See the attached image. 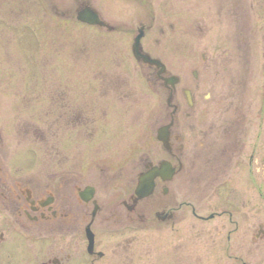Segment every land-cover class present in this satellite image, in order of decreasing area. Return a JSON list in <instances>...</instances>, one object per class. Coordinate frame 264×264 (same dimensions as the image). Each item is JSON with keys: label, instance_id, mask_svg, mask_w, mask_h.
I'll return each instance as SVG.
<instances>
[{"label": "flooded vegetation", "instance_id": "obj_1", "mask_svg": "<svg viewBox=\"0 0 264 264\" xmlns=\"http://www.w3.org/2000/svg\"><path fill=\"white\" fill-rule=\"evenodd\" d=\"M120 69L161 99L125 157L106 154L108 117L143 100ZM263 77L264 0H0V101L16 118L0 115V264H138V230L183 233L190 218L229 261L252 243L264 264ZM10 140L36 156L8 158Z\"/></svg>", "mask_w": 264, "mask_h": 264}, {"label": "rangeland", "instance_id": "obj_2", "mask_svg": "<svg viewBox=\"0 0 264 264\" xmlns=\"http://www.w3.org/2000/svg\"><path fill=\"white\" fill-rule=\"evenodd\" d=\"M97 54V53H96ZM108 62L110 61L111 55H107ZM99 59L93 61L98 62L101 58V54H98ZM131 60V56L128 57V60ZM118 62V61H116ZM100 69L90 70V84L92 88H97L98 81H93V79L98 78L100 75ZM118 77L125 79L131 85L126 88L128 93L132 95L135 94L133 89L139 88V95L142 97V105H139L138 108L132 106L134 103L131 101L128 102L124 99V102L117 103L118 107L114 108L117 111H121V117L115 118V115H109L108 128L117 131L119 128L120 133L116 135L117 139H110V136H106L107 147L106 154H115L119 157L130 156L132 154V149L134 147L133 137H142L144 130H149V122L152 120V114L159 106L161 99L155 95L152 96L146 91V86L143 84V79L141 73L135 69H120L118 70ZM88 76V77H89ZM264 78V77H263ZM8 82L2 85V79L0 78V95L7 93ZM126 91V93H127ZM91 93H95V89L91 90ZM122 94H125L122 90ZM148 95V97H147ZM2 97V96H1ZM126 97V95H125ZM136 98V96H135ZM251 99L258 100L257 96L251 97ZM134 100V99H133ZM149 100V102H148ZM254 101V104L251 101L247 103L252 106L253 110L257 109V102ZM249 107V106H248ZM247 107V108H248ZM136 109V110H135ZM124 110H128L126 113ZM114 111V110H112ZM137 111V112H136ZM0 115L5 122L15 125L16 118H12L7 115L5 112L4 102L0 101ZM12 118V119H11ZM14 120V121H13ZM107 128V129H108ZM2 135L4 138H8L10 133L8 129L2 130ZM6 142V154L7 157L13 160H18L21 156L20 152L29 154V159L35 157L38 150L37 145L34 144V141L31 143L24 142L22 145L18 144L16 141L10 140L9 143ZM133 145V146H132ZM17 158V159H16ZM253 194V193H252ZM250 194V225L255 226L256 228L251 227L250 230L244 231V236L252 237L253 234L258 233L257 217L261 213L262 204L260 199L254 197ZM195 204L201 208V213L206 216L214 210V198H196L193 199ZM184 232L180 233H171L169 230L165 229H153V230H138L136 233L137 237V256L138 264H236L233 261L228 260V253H226V246L220 243L213 246L211 243V238L209 234V228L211 227L210 223L204 224L194 219H189ZM191 222L201 223L200 229H194L195 225L190 224ZM243 231H239L238 236H243ZM127 234L122 233L121 236L110 235L106 233L105 239L109 242L113 241L114 238L119 237L124 238ZM113 237V238H112ZM112 238V239H111ZM229 255L233 257L243 258L246 264H260V253L261 249L259 245L250 244L247 246H230ZM239 264V263H237Z\"/></svg>", "mask_w": 264, "mask_h": 264}, {"label": "water", "instance_id": "obj_3", "mask_svg": "<svg viewBox=\"0 0 264 264\" xmlns=\"http://www.w3.org/2000/svg\"><path fill=\"white\" fill-rule=\"evenodd\" d=\"M134 56L137 58V59H140L142 56H141V54H140V52H139V50L135 47L134 48ZM146 189H148L149 190V188H146ZM141 190V189H140ZM140 194V197H143L144 195H142L141 193H139Z\"/></svg>", "mask_w": 264, "mask_h": 264}]
</instances>
